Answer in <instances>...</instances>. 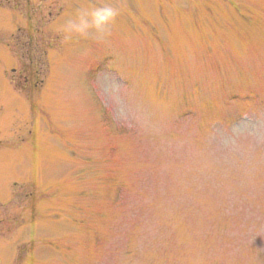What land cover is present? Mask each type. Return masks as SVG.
<instances>
[{
  "label": "rangeland",
  "instance_id": "1",
  "mask_svg": "<svg viewBox=\"0 0 264 264\" xmlns=\"http://www.w3.org/2000/svg\"><path fill=\"white\" fill-rule=\"evenodd\" d=\"M21 1L0 0V264H264V0H107L102 43L62 27L105 0Z\"/></svg>",
  "mask_w": 264,
  "mask_h": 264
},
{
  "label": "clouds",
  "instance_id": "2",
  "mask_svg": "<svg viewBox=\"0 0 264 264\" xmlns=\"http://www.w3.org/2000/svg\"><path fill=\"white\" fill-rule=\"evenodd\" d=\"M119 15L120 9L107 0L90 8L81 7L65 21L63 39L91 38L96 42H105L111 36L112 26Z\"/></svg>",
  "mask_w": 264,
  "mask_h": 264
}]
</instances>
